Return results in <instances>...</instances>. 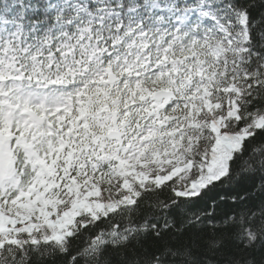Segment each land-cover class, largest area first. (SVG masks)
<instances>
[{
    "label": "snow or ice",
    "instance_id": "6c2138e0",
    "mask_svg": "<svg viewBox=\"0 0 264 264\" xmlns=\"http://www.w3.org/2000/svg\"><path fill=\"white\" fill-rule=\"evenodd\" d=\"M248 181L264 0H0V264H264Z\"/></svg>",
    "mask_w": 264,
    "mask_h": 264
},
{
    "label": "trees",
    "instance_id": "16d2710c",
    "mask_svg": "<svg viewBox=\"0 0 264 264\" xmlns=\"http://www.w3.org/2000/svg\"><path fill=\"white\" fill-rule=\"evenodd\" d=\"M252 181H248L245 187L248 189L249 193L251 194L250 204L259 205L262 195L256 189L252 187ZM255 183L259 184V178H256ZM207 199V198H206ZM205 206V201H201L198 205L194 206V209L203 208Z\"/></svg>",
    "mask_w": 264,
    "mask_h": 264
}]
</instances>
